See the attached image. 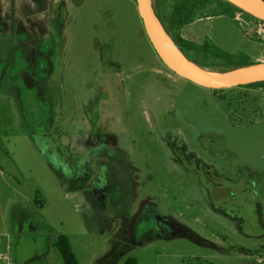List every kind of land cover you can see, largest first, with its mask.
I'll return each mask as SVG.
<instances>
[{
    "label": "rangeland",
    "instance_id": "obj_1",
    "mask_svg": "<svg viewBox=\"0 0 264 264\" xmlns=\"http://www.w3.org/2000/svg\"><path fill=\"white\" fill-rule=\"evenodd\" d=\"M135 5L0 0V264H264V87L177 76Z\"/></svg>",
    "mask_w": 264,
    "mask_h": 264
},
{
    "label": "trees",
    "instance_id": "obj_2",
    "mask_svg": "<svg viewBox=\"0 0 264 264\" xmlns=\"http://www.w3.org/2000/svg\"><path fill=\"white\" fill-rule=\"evenodd\" d=\"M158 20L172 37L181 51L194 63L211 72L230 73L254 65L252 58L245 52L229 53L218 48L207 39L203 44L186 40L183 29L198 18L227 16L238 22L241 17L245 22H262L228 0H151ZM264 2V0H262ZM264 87V81L243 86L235 90ZM234 91V90H232ZM232 91H214V94ZM60 248L66 256V264H79L78 257L72 250L69 238L59 236ZM124 264H139L136 258H128Z\"/></svg>",
    "mask_w": 264,
    "mask_h": 264
},
{
    "label": "water",
    "instance_id": "obj_3",
    "mask_svg": "<svg viewBox=\"0 0 264 264\" xmlns=\"http://www.w3.org/2000/svg\"><path fill=\"white\" fill-rule=\"evenodd\" d=\"M145 33L156 53L173 73L208 91H232L246 85L264 81V62L230 72L215 73L191 61L166 32L152 7L151 0H136ZM264 22L262 0H228Z\"/></svg>",
    "mask_w": 264,
    "mask_h": 264
},
{
    "label": "crops",
    "instance_id": "obj_4",
    "mask_svg": "<svg viewBox=\"0 0 264 264\" xmlns=\"http://www.w3.org/2000/svg\"><path fill=\"white\" fill-rule=\"evenodd\" d=\"M133 1L135 5V0ZM137 11L138 9L136 12ZM137 15L144 31V25L139 12H137ZM241 26V23H237L236 20L227 16L198 18L192 24L183 29L182 35L186 40L192 41L196 44H203L207 39H209L213 41L218 48L224 51L230 53L246 52L245 49L243 50L241 47L244 43H246L245 47H248V33L245 31L246 29ZM145 36L148 44L154 52L155 49L153 48L149 38L147 35ZM247 53L250 54L248 51Z\"/></svg>",
    "mask_w": 264,
    "mask_h": 264
},
{
    "label": "flooded vegetation",
    "instance_id": "obj_5",
    "mask_svg": "<svg viewBox=\"0 0 264 264\" xmlns=\"http://www.w3.org/2000/svg\"><path fill=\"white\" fill-rule=\"evenodd\" d=\"M53 242L54 243H52V244L49 242H45L46 245L48 246V249L46 250V252H47L48 256L50 257V264H66V256L63 252V249L60 248L59 238H57V240L53 241ZM21 249H22V247L20 246L19 251ZM13 252H14V250H13ZM15 254H17V253L14 252L12 254V256ZM24 254H25L24 255L25 260H23V261L25 264H30L29 262H31V263L33 262V264H47L46 259H42V261H40V262H34V254H35L34 250L30 249L28 251V253L24 252ZM30 258L32 259L31 261H30Z\"/></svg>",
    "mask_w": 264,
    "mask_h": 264
},
{
    "label": "built area",
    "instance_id": "obj_6",
    "mask_svg": "<svg viewBox=\"0 0 264 264\" xmlns=\"http://www.w3.org/2000/svg\"><path fill=\"white\" fill-rule=\"evenodd\" d=\"M240 17H238V19H239ZM261 23V22H260Z\"/></svg>",
    "mask_w": 264,
    "mask_h": 264
}]
</instances>
